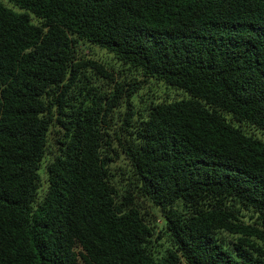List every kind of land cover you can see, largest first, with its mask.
<instances>
[{
  "label": "trees",
  "instance_id": "1",
  "mask_svg": "<svg viewBox=\"0 0 264 264\" xmlns=\"http://www.w3.org/2000/svg\"><path fill=\"white\" fill-rule=\"evenodd\" d=\"M0 264H264V0H0Z\"/></svg>",
  "mask_w": 264,
  "mask_h": 264
},
{
  "label": "rangeland",
  "instance_id": "2",
  "mask_svg": "<svg viewBox=\"0 0 264 264\" xmlns=\"http://www.w3.org/2000/svg\"><path fill=\"white\" fill-rule=\"evenodd\" d=\"M92 52H94L97 56H99V58H101L103 61L111 63L109 55L105 54L103 51H99L97 49H92ZM155 249L156 250H162V247L156 246Z\"/></svg>",
  "mask_w": 264,
  "mask_h": 264
}]
</instances>
